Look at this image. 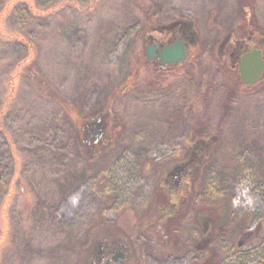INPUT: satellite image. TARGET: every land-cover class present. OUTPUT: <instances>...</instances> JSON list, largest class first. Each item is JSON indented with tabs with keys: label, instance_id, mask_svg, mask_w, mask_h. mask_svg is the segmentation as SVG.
Wrapping results in <instances>:
<instances>
[{
	"label": "rangeland",
	"instance_id": "1",
	"mask_svg": "<svg viewBox=\"0 0 264 264\" xmlns=\"http://www.w3.org/2000/svg\"><path fill=\"white\" fill-rule=\"evenodd\" d=\"M153 1L143 23L126 0H0V264H80L116 230L130 264H264V79L247 92L230 56L238 36L264 53V0ZM183 20L205 65L197 102L187 66L145 56ZM168 169L173 217L146 221Z\"/></svg>",
	"mask_w": 264,
	"mask_h": 264
},
{
	"label": "flooded vegetation",
	"instance_id": "2",
	"mask_svg": "<svg viewBox=\"0 0 264 264\" xmlns=\"http://www.w3.org/2000/svg\"><path fill=\"white\" fill-rule=\"evenodd\" d=\"M175 33L174 31H169L167 30V32H163V30H160L159 33H164L163 36L161 37L163 40H159V41H154L150 44H147L145 46V56H146V50L148 49V47H152L151 51L149 52V54L151 55L152 59H150L149 61L154 63L155 65H157L159 68L161 69H171V68H177L178 66L182 65V67H186L188 66L190 63V61H188L189 59V51L190 48L194 45V37L192 35L189 34V31H187L183 26L182 27H176L175 29ZM188 32V33H187ZM248 32H250L251 34H255L253 32H251L250 30H248ZM166 33V34H165ZM238 39V41H242L243 37H236ZM250 36L247 37V39L250 40ZM260 38V37H259ZM258 38V39H259ZM262 38V44H264V38ZM260 38V39H261ZM238 41L236 42V44L238 43ZM241 41L238 43V51L235 53H230L231 56V67L234 69V74L236 75V77H238V79L241 81L240 77H239V62L241 61L242 55L246 52H248L249 50L253 49V48H257L261 50V56L262 59L264 60V53H263V49L261 47H244V44L241 43ZM179 43L184 51L185 56L180 59L176 64L175 63H167L165 61H161V50L164 47L167 46H171L173 44ZM247 45V44H246ZM243 50V51H241ZM146 59H148L146 57ZM188 61V62H187ZM188 63V65H187ZM264 74V71L263 73ZM263 76V75H262ZM243 83V82H242ZM244 84V83H243ZM255 84V83H254ZM252 85H248L245 84L246 86H253ZM204 87V86H203ZM100 121L101 123V116L99 118H97L95 123H98ZM96 130L94 129L93 132H95ZM189 159L187 158H183V162L188 161ZM177 161L175 162H169L167 164H176ZM164 173H162L158 179V183L156 188H154V190L152 191V198H151V204L149 206V216L151 218H148L146 215V221H148V219H152V221L154 223L159 222V219H161L163 221V223H167L168 220L173 217V213L171 211V208L173 206V196L171 195L168 196V194H159V192H161L160 188L165 192L168 191V188L171 189L172 187V181L176 180L179 178V175H176L173 173L172 169H168V170H164ZM179 191V189H178ZM177 195V193L175 194ZM177 197H179L177 195ZM184 197L180 198L178 200L177 198V203L181 202V204L183 205L184 203H186L187 200L184 199ZM147 213V212H146ZM164 224V225H165ZM117 231V232H116ZM114 232H107L106 234H104L102 237H92L90 244H88V248L86 250V253L84 256H80L79 257V263L80 264H130L129 262V258H130V254H129V250L128 247L125 245L126 244H130L129 239L127 237H124L122 235V233L118 230H116Z\"/></svg>",
	"mask_w": 264,
	"mask_h": 264
},
{
	"label": "trees",
	"instance_id": "3",
	"mask_svg": "<svg viewBox=\"0 0 264 264\" xmlns=\"http://www.w3.org/2000/svg\"><path fill=\"white\" fill-rule=\"evenodd\" d=\"M126 1H127V4L126 5H128V8L131 7L133 9L134 13H137L138 14L137 17H138L139 21H142L143 23H147V22H150L151 21V17H153L152 15L154 14L155 7H156V3L153 0H144V1H142L143 2L142 4L138 0H126ZM173 24H176L177 27H182L183 26L187 31H190V30L192 31V27L189 28V26H191V23L190 22L185 23L184 20L181 21V22H175L174 21ZM16 34L14 33V35H16ZM260 37H264V34L262 33ZM194 39H195V41H194V44H195V42H196V36H194ZM145 40H146L145 37H141V41L142 42L143 41L145 42ZM198 57L199 56L194 55L193 56V59L191 61L189 60L191 64H189L187 66L189 68V70H187L186 73H185L186 76H189L188 78L192 82V85L195 86V89H194L193 93H194L196 102H197V99H200L201 98V95H202L201 92H202L203 89L202 90L200 89V86L202 87V84H201V82H199V79H202V76H203V73H202L203 72V67L205 66L203 64L204 63V60L198 59ZM205 62L210 63L211 61H205ZM211 66H213V65H211ZM213 67L215 68V65ZM217 71L219 72L220 70H217ZM15 75L17 76V72H15ZM213 75H218L217 77H219V74L218 73L217 74H213ZM214 79H216V78H213L212 80H214ZM263 79H264V75L262 76V80L260 82L254 84L253 86H246L245 84H243L242 82H240V80L236 77L234 83L240 82L241 84H243L247 88H249V90H247V92H249L250 90H252V92H253L254 91L253 89H256L257 86L260 87L263 84L262 83L263 82ZM42 82L45 83L42 79H40V80L37 79V81H36V86H37V88H38L39 91H40V88H41L40 85H41ZM118 85H120V84L118 83ZM209 85L210 86H208L206 88V89H208V93L211 92V91H213V88H214L211 85V83H209ZM226 90L227 89H225V88L223 90H221V89L219 90V94H222V98H225V99H228L229 96L232 97L233 95L237 94V92H238L237 90H233L232 92H230V94L224 96ZM40 94H41V92H40ZM109 94H108V96H109ZM48 98H49V96H48ZM52 101L61 103L58 100H56L54 97H52ZM233 102H230L229 101L227 104H225V102L222 101L220 103V107L223 108V109H228ZM201 108H202L201 104H197V103L193 102L190 105V109H188V110H189V112L191 111L195 115H197V113H199V111L201 110ZM223 120H224V117H223L222 121ZM69 123L71 125H73L72 122H69ZM194 126L195 125L193 124V127ZM75 130H76L75 131L76 132V135L78 136V139H79L78 129L75 128ZM82 142L83 141L79 139V141L77 142L78 143V148H82V147L85 148L86 147L85 144H84V142H83V145L84 146L82 145ZM199 143H202V141H199ZM186 153L187 154H185L184 157L186 159L188 157V159L190 160L189 157H192V155H188L189 150ZM205 158L208 159V157H205ZM205 158H202V159H199V160H196V161L193 160L192 163H189V168H188L189 169V172L188 173L190 175H194L195 173H199V170H200L201 165L204 166V164L206 163V161L204 160ZM189 160H188V162H190ZM184 169H186V168H184ZM1 191H2V189H0V201H1L2 194H5V193H2ZM182 197H184V196H182ZM207 226H208V221H205L203 224H201V231H202L201 233L206 232L205 231V227L207 228ZM25 235L27 237L29 236L27 233ZM11 239H12V244L15 246V249H17V250L20 249L22 245L20 244V241H19L20 238H18L17 234L14 233V235L11 236Z\"/></svg>",
	"mask_w": 264,
	"mask_h": 264
},
{
	"label": "water",
	"instance_id": "4",
	"mask_svg": "<svg viewBox=\"0 0 264 264\" xmlns=\"http://www.w3.org/2000/svg\"><path fill=\"white\" fill-rule=\"evenodd\" d=\"M152 47H148L146 50V57L148 60L152 59L149 52ZM161 61L167 63H177L182 59L185 54L179 43L171 46L164 47L161 50ZM239 77L245 84L252 85L257 82L264 71V60L261 56V50L253 48L242 55L241 61L239 62Z\"/></svg>",
	"mask_w": 264,
	"mask_h": 264
}]
</instances>
